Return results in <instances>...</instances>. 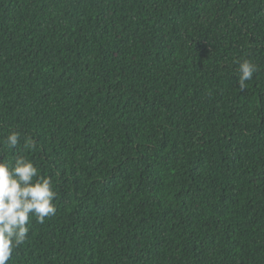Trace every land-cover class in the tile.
I'll use <instances>...</instances> for the list:
<instances>
[{
	"label": "trees",
	"instance_id": "16d2710c",
	"mask_svg": "<svg viewBox=\"0 0 264 264\" xmlns=\"http://www.w3.org/2000/svg\"><path fill=\"white\" fill-rule=\"evenodd\" d=\"M12 131L57 196L7 264H264V0H0Z\"/></svg>",
	"mask_w": 264,
	"mask_h": 264
},
{
	"label": "clouds",
	"instance_id": "9594fccd",
	"mask_svg": "<svg viewBox=\"0 0 264 264\" xmlns=\"http://www.w3.org/2000/svg\"><path fill=\"white\" fill-rule=\"evenodd\" d=\"M237 64L238 88H247L258 66L249 59L234 61ZM20 143L18 132L12 131L0 140V146L9 151ZM34 142L26 138L24 148L32 149ZM52 178L42 175L40 169L23 153L9 160L0 159V264H7L14 249L28 239L32 218L43 224L56 214Z\"/></svg>",
	"mask_w": 264,
	"mask_h": 264
}]
</instances>
